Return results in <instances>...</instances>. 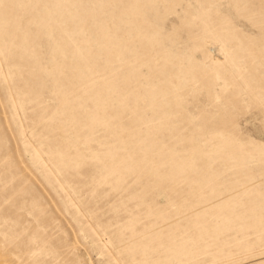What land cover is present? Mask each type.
I'll return each mask as SVG.
<instances>
[{
    "label": "rangeland",
    "instance_id": "rangeland-1",
    "mask_svg": "<svg viewBox=\"0 0 264 264\" xmlns=\"http://www.w3.org/2000/svg\"><path fill=\"white\" fill-rule=\"evenodd\" d=\"M0 264H264V0H0Z\"/></svg>",
    "mask_w": 264,
    "mask_h": 264
}]
</instances>
